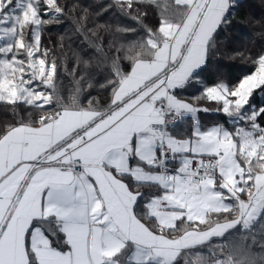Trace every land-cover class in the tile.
I'll list each match as a JSON object with an SVG mask.
<instances>
[{"label": "snow or ice", "instance_id": "obj_1", "mask_svg": "<svg viewBox=\"0 0 264 264\" xmlns=\"http://www.w3.org/2000/svg\"><path fill=\"white\" fill-rule=\"evenodd\" d=\"M141 4L162 9L155 27L144 22ZM114 6L127 10L146 36L108 42L112 97L100 109L92 99L88 107L81 102L85 85L94 87L90 61L65 65L73 78L65 100L57 57L41 51L44 25L59 22L67 5L0 0V107L14 117L21 107L40 114L0 132V264H178L189 253L195 259L188 264H264V232L244 242L264 219V104H251L255 90L264 92V52L253 60L254 73L193 97L215 102L233 130L202 129L198 113L209 109L177 92L207 66L236 0H114ZM91 34L103 50V38ZM185 116L193 129L177 138L168 125ZM140 188L155 194L138 214L145 193L133 189ZM220 213L235 218L200 229ZM177 221L199 223L173 237ZM233 229L243 239L221 245V255L198 251Z\"/></svg>", "mask_w": 264, "mask_h": 264}, {"label": "trees", "instance_id": "obj_2", "mask_svg": "<svg viewBox=\"0 0 264 264\" xmlns=\"http://www.w3.org/2000/svg\"><path fill=\"white\" fill-rule=\"evenodd\" d=\"M58 3L62 7L67 5L66 13L59 22L53 21L44 25L41 51L47 48L50 50L49 59L53 55L57 57L60 64V79L63 82L65 100H67L68 89L73 84V78L65 72V65L68 70H71L77 64L78 57L84 61H90L87 71L92 74L94 87L88 88L85 85L81 95L82 106L88 107V99H92L94 106L107 109L110 106L112 97L110 87L107 86V80L113 75L111 64L106 59L111 52L108 48V42L119 45L134 40L139 41L146 36V32L132 17L127 15V10L121 11L120 8L114 6V0H58ZM136 7L141 13H147L144 22L149 27L157 25L162 9L158 10L154 5L142 4ZM252 24L255 26L259 24L260 26L252 28ZM127 28H135L136 31H117V29ZM92 31L99 33L103 38V50L99 48L101 41L91 42L95 40V37L91 34ZM261 52H264V0H237L236 6L231 9L230 23L221 29L216 41V48L210 54L207 66L200 76L195 78L199 81H193V79L185 89L177 90L179 93L178 98L188 100L199 96L205 86H212L217 82L216 75L220 73H224L226 78L233 81L237 80L239 76L250 74L255 69L253 60ZM80 69L81 71L85 70L83 63L80 64ZM123 69L125 72L130 70L127 61L123 62ZM101 85H105V87H101ZM197 100L198 108L209 109L207 112H199L202 126L218 124L219 121L228 125L226 118L222 117L221 120L218 116L214 117L211 112V109L215 108L213 102L207 103L203 100L206 103L199 104L202 99ZM251 104L255 107L264 104V92L255 90L251 98ZM39 115L37 111H33L30 116L29 110L21 107L19 115L14 117L13 113L0 107V132L5 131L6 125L14 123L17 119L38 120ZM44 115H48V113L45 112ZM261 123L264 124V121H261ZM181 128L183 129L181 136H188L190 132L189 125ZM138 211H140L139 208ZM231 216L233 215L228 213L210 215L207 225L204 227L200 225L199 227L202 230L208 227L209 223L215 224ZM262 232H264V219H260L254 225V232L249 233L247 240L244 242L252 244V235L259 237ZM52 239L55 241V237H52ZM242 239V234L238 229H233L225 237L214 238L206 245L200 246L198 251L207 256L214 249L219 256L221 255V245H228ZM253 247L257 253L260 252L258 245ZM224 251L227 252L228 249L225 248ZM193 257L195 258L193 253L182 255L177 258L178 264H188Z\"/></svg>", "mask_w": 264, "mask_h": 264}, {"label": "rangeland", "instance_id": "obj_3", "mask_svg": "<svg viewBox=\"0 0 264 264\" xmlns=\"http://www.w3.org/2000/svg\"><path fill=\"white\" fill-rule=\"evenodd\" d=\"M237 1V0H236ZM260 25L259 24H256V26L254 25V24H252V28L253 27H259ZM3 42L2 41H0V44H2ZM212 68V67H211ZM210 68V69H211ZM255 68H256V66H255ZM255 72V69L250 73V74H252V73H254ZM247 75H249V74H247ZM217 76V82L218 81H224V82H226V83H228L230 86L231 85H235L236 83H238V81L240 80V79H242L244 76H246V75H244V76H239L238 78H237V80H235V81H233V80H231V79H228V78H226V76H225V74L224 73H220V74H218V75H216ZM193 81H199V80H193ZM216 82V83H217ZM215 83V84H216ZM215 84L214 85H212V86H215ZM205 87H208V86H205ZM204 87V88H205ZM257 90H259V89H257ZM207 103H209V101H207V100H205ZM206 102H204L203 100H201L200 102H199V104H203V103H206ZM186 103H189V104H192V105H194V106H196L197 107V103H198V100L197 99H188V100H186ZM214 104H215V108L214 109H211V112L213 113V115H214V117H216V116H218L221 120H222V117H224V118H226L227 120V124L228 125H225V124H223V123H221L220 121H219V123H218V125H223V126H225V127H227L229 130H233V128H234V121L233 120H230L227 116H225L222 112H217L216 111V108H217V105H216V103L215 102H213ZM198 116H199V113H198ZM198 116H197V119H198ZM184 120L186 121V123H195L193 120H192V118L191 117H189V116H185L184 117ZM236 123H240V122H236ZM215 125H217V124H215ZM243 199H247V196L246 195H244L243 197H242ZM234 216V215H233ZM232 217V216H231ZM222 222H224V221H221V223ZM177 223V225H178V227L180 228V231H174V232H172V236L173 237H176V236H179V235H181L182 234V231L185 229V228H187L188 230H192L193 228H195L196 227V225L199 223L198 221H194V222H188L187 224H182L180 221H177L176 222ZM190 223H192V224H190ZM188 225H190V226H188ZM207 225V223H205V224H201V227H204V226H206ZM200 226V225H199ZM208 229V227H205V228H203L202 230H207ZM214 238H221V237H213V238H211V240L212 239H214ZM210 240V241H211ZM209 241V242H210ZM195 258L193 257V258H191V260L193 261Z\"/></svg>", "mask_w": 264, "mask_h": 264}, {"label": "crops", "instance_id": "obj_4", "mask_svg": "<svg viewBox=\"0 0 264 264\" xmlns=\"http://www.w3.org/2000/svg\"><path fill=\"white\" fill-rule=\"evenodd\" d=\"M181 100L184 101V102H186V100H183V99H181ZM198 121L200 123L199 116H198ZM179 123H180L179 125H177L176 127L172 128V129H169V131H170V133L173 136H175L177 138H186L187 136L186 137L185 136H181L182 135V130H183L181 127H185V126L189 125V127H190L189 135H190L191 134V131L193 129L194 123L193 122L192 123L191 122L190 123H186V121L184 120V117H181L180 118V122ZM180 125H181V127H180ZM200 125H201V123H200ZM213 125H215V124H213ZM213 125L212 124L211 125H207V126H202L201 125V128L202 129H207V128L213 126ZM133 164H135V161H133ZM133 190L134 191H137L138 190V191L143 192V193L146 194V196L144 195V197H143V199L141 201L140 207H138L140 209V211H138V209H137V213L140 214V212L144 210L143 209V204L150 199V196L151 195L155 194V189L140 188V189H133ZM211 215H213V214H211ZM234 218H235V216H232V217H230L228 219H234ZM142 222H144L146 224L148 223V221H146V220H142ZM190 224H192V223H190Z\"/></svg>", "mask_w": 264, "mask_h": 264}, {"label": "built area", "instance_id": "obj_5", "mask_svg": "<svg viewBox=\"0 0 264 264\" xmlns=\"http://www.w3.org/2000/svg\"><path fill=\"white\" fill-rule=\"evenodd\" d=\"M179 120H180V118L178 120L174 121L173 123H170L168 125V129H172L173 127H175L179 123ZM172 167H173V165L169 164V168L171 169Z\"/></svg>", "mask_w": 264, "mask_h": 264}]
</instances>
